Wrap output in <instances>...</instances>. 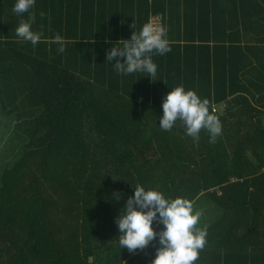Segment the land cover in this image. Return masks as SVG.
Returning <instances> with one entry per match:
<instances>
[{
  "label": "trees",
  "instance_id": "1",
  "mask_svg": "<svg viewBox=\"0 0 264 264\" xmlns=\"http://www.w3.org/2000/svg\"><path fill=\"white\" fill-rule=\"evenodd\" d=\"M14 3L0 0V264H150L158 237L118 242L134 185L220 210L200 218L196 264H264V0H36L33 30L63 53L16 36ZM154 16L172 49L153 55L157 81L117 73L108 50ZM181 84L219 117L215 143L159 127Z\"/></svg>",
  "mask_w": 264,
  "mask_h": 264
},
{
  "label": "clouds",
  "instance_id": "2",
  "mask_svg": "<svg viewBox=\"0 0 264 264\" xmlns=\"http://www.w3.org/2000/svg\"><path fill=\"white\" fill-rule=\"evenodd\" d=\"M35 4L36 0H15L12 11L16 15L28 14V19L21 20L16 27V36L33 46L41 42L57 44V52L63 53L66 44L63 36L57 33L47 39L41 31L33 30L35 15L30 10ZM171 50L166 27L149 20L138 32L135 30L130 39L114 43L107 52L106 61L115 60L113 67L119 74L140 72L157 81L153 79L158 71L153 55H165ZM162 109L158 125L164 131H170L177 121H183L185 134L193 139H199L201 130H206L209 142L215 143L222 134L221 121L211 110L209 100L183 84L171 88L164 97ZM134 189L116 219L120 248L134 252L158 237L160 247L150 264H196L208 242L207 228L197 227L203 212L195 210L193 201L187 197L173 198L158 188L143 185H134ZM116 199L121 196L117 195ZM154 221L163 225L159 231L153 226Z\"/></svg>",
  "mask_w": 264,
  "mask_h": 264
},
{
  "label": "rangeland",
  "instance_id": "3",
  "mask_svg": "<svg viewBox=\"0 0 264 264\" xmlns=\"http://www.w3.org/2000/svg\"><path fill=\"white\" fill-rule=\"evenodd\" d=\"M200 211L208 214V215H214V218L217 217L218 213H219V209L212 205L211 203L207 206L206 204H203L202 206L199 207Z\"/></svg>",
  "mask_w": 264,
  "mask_h": 264
},
{
  "label": "built area",
  "instance_id": "4",
  "mask_svg": "<svg viewBox=\"0 0 264 264\" xmlns=\"http://www.w3.org/2000/svg\"><path fill=\"white\" fill-rule=\"evenodd\" d=\"M152 22L155 24V25H161V24H163L162 23V21H161V19H160V17H156V16H154V17H152Z\"/></svg>",
  "mask_w": 264,
  "mask_h": 264
}]
</instances>
